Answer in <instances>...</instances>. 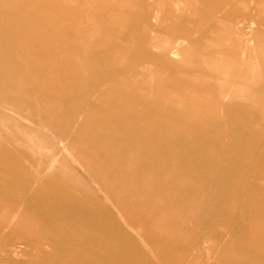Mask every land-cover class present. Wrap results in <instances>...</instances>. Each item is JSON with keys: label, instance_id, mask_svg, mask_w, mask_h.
<instances>
[{"label": "rangeland", "instance_id": "rangeland-1", "mask_svg": "<svg viewBox=\"0 0 264 264\" xmlns=\"http://www.w3.org/2000/svg\"><path fill=\"white\" fill-rule=\"evenodd\" d=\"M0 264H264V0H0Z\"/></svg>", "mask_w": 264, "mask_h": 264}, {"label": "bare ground", "instance_id": "bare-ground-1", "mask_svg": "<svg viewBox=\"0 0 264 264\" xmlns=\"http://www.w3.org/2000/svg\"><path fill=\"white\" fill-rule=\"evenodd\" d=\"M143 70H144V71H151L152 68H151V66H147V67L143 68Z\"/></svg>", "mask_w": 264, "mask_h": 264}, {"label": "crops", "instance_id": "crops-1", "mask_svg": "<svg viewBox=\"0 0 264 264\" xmlns=\"http://www.w3.org/2000/svg\"><path fill=\"white\" fill-rule=\"evenodd\" d=\"M79 227L83 228L81 225H79Z\"/></svg>", "mask_w": 264, "mask_h": 264}]
</instances>
